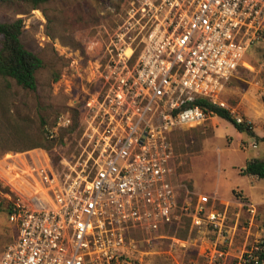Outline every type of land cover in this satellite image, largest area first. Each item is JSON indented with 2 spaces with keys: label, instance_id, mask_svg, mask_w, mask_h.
Masks as SVG:
<instances>
[{
  "label": "built area",
  "instance_id": "built-area-1",
  "mask_svg": "<svg viewBox=\"0 0 264 264\" xmlns=\"http://www.w3.org/2000/svg\"><path fill=\"white\" fill-rule=\"evenodd\" d=\"M116 25L100 87L78 109L69 156L58 170L44 157L15 175L30 188L9 198L16 236L0 264H126L132 232L157 235L181 217L190 232L208 234L207 264L228 257V207L217 210L215 198L177 184L171 137L209 117L197 98L252 131L220 97L239 69L252 70L246 57L264 43V0H125ZM72 109L50 139L72 126ZM237 205L248 218L235 264H264V219L255 206Z\"/></svg>",
  "mask_w": 264,
  "mask_h": 264
},
{
  "label": "rangeland",
  "instance_id": "rangeland-1",
  "mask_svg": "<svg viewBox=\"0 0 264 264\" xmlns=\"http://www.w3.org/2000/svg\"><path fill=\"white\" fill-rule=\"evenodd\" d=\"M124 3L125 0H55L36 10L0 3V22L20 20L24 26L21 43L43 63L36 73L34 91H22L12 81L0 79V254L16 236L8 221L9 198L30 188L24 182L19 184L15 175L27 174L34 164L44 165L47 156L41 148L24 151L27 143L20 141V135L40 140L45 131H52L62 113L80 109L84 100L99 89L98 78L105 65L102 55L120 21ZM263 54L264 43L255 46L246 57L252 70L239 69L220 97L247 121L250 133H240L232 123L211 115L194 129L176 131L171 137L177 184L193 195L215 198L217 210L228 207L235 234L231 246L217 245L216 250L224 248L228 257L216 264H235L246 241L241 228H246L248 217L238 202L255 206L259 223L264 219V180L241 172L251 160H264ZM60 134L61 130L54 138ZM255 141L258 149L251 150ZM63 149V156L68 157L69 146ZM59 150L60 147L56 152ZM178 235L176 243L167 232H132L133 246L126 264H207L206 255L213 252L208 234L190 232L189 223L181 217Z\"/></svg>",
  "mask_w": 264,
  "mask_h": 264
},
{
  "label": "trees",
  "instance_id": "trees-1",
  "mask_svg": "<svg viewBox=\"0 0 264 264\" xmlns=\"http://www.w3.org/2000/svg\"><path fill=\"white\" fill-rule=\"evenodd\" d=\"M54 1L55 0H0V3L10 4L11 6L17 7L27 6L30 10H36L43 9ZM23 27L24 26L20 20H16L12 23L0 22V79L12 81L17 86V88L22 91H34L35 88H37L36 73L40 68H42L43 63L41 59L26 49V47L21 43ZM254 48L255 47L250 49L247 54L248 56L250 53L254 52ZM196 104L205 110L209 116L212 114L213 116H216L226 122L232 123V126H234L238 132L250 133L246 126L235 123V121L229 116L227 112L213 108V106H211L206 100L197 98ZM72 113L74 123L69 129L61 130V134L57 138L50 139V130L45 131L43 136H41L40 140L38 141H31L20 135L22 138L20 141H26L27 143L25 145L26 147L24 148V151L34 148H41V150H44L47 153V156H45L46 160L51 163L55 170H58L60 166V159L64 155L63 148L69 146L71 149L75 137L78 109L73 108ZM45 142H48L49 145L45 146ZM59 147L61 150H59L57 153L56 149ZM241 172L242 175L263 181L264 160H251L245 164ZM178 227H180V225ZM178 227L177 225L172 224L165 227L163 232H167L169 236L178 238ZM185 229L186 230L184 233L186 234L188 229Z\"/></svg>",
  "mask_w": 264,
  "mask_h": 264
}]
</instances>
